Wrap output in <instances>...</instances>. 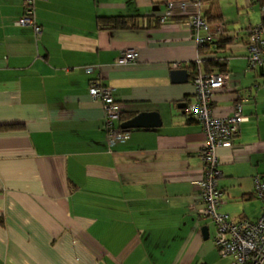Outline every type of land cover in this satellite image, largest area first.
Segmentation results:
<instances>
[{
  "label": "crops",
  "instance_id": "crops-1",
  "mask_svg": "<svg viewBox=\"0 0 264 264\" xmlns=\"http://www.w3.org/2000/svg\"><path fill=\"white\" fill-rule=\"evenodd\" d=\"M167 1L38 0L35 38L15 24L23 0H0V264L212 263L215 229L192 208L205 137L184 110L194 89L188 64L198 56L222 59L228 73L213 113L241 102L247 117L233 146L217 149L220 210L260 215L253 191L254 176L264 179V67L247 68L252 25L229 30L203 4L226 31L199 50L184 19L157 22ZM115 15L139 16V27L98 29L97 16ZM129 48L136 60L118 64ZM175 63L187 82L170 80ZM88 65L99 71L86 73ZM93 78L121 103L118 126L143 111L157 112L160 125L130 129L109 147L102 104L88 94Z\"/></svg>",
  "mask_w": 264,
  "mask_h": 264
},
{
  "label": "built area",
  "instance_id": "built-area-1",
  "mask_svg": "<svg viewBox=\"0 0 264 264\" xmlns=\"http://www.w3.org/2000/svg\"><path fill=\"white\" fill-rule=\"evenodd\" d=\"M36 1L38 0H23L22 13L15 20V24L30 27L35 38H39L42 30L35 16ZM202 6L200 0H168L158 14L157 20L160 24H165L175 18H182L191 29L197 46L209 44L213 34H223L225 27L222 23H216L212 27L203 16ZM261 7L264 12V5L261 4ZM245 47L247 68L256 70L264 67V25L257 24L248 28ZM135 60L136 50L133 48L123 50L116 58L118 64ZM194 61L198 65L201 58L198 56ZM179 66L178 63L174 64L175 68ZM83 68L86 73L99 71L98 65ZM227 81L226 71L206 73L197 68L192 72L191 82L194 89L184 110L201 125L205 137L204 143L198 149L201 174L194 182L198 205H192V208L214 226L213 242L220 258L229 259L230 264H264V179L254 176L253 194L262 203V211L257 219L250 220L245 217L233 219L220 210L224 203V191L218 185L221 171L218 167L217 149L232 147L240 123L247 119L242 113L241 102L235 103L231 114L213 113L211 108L213 95ZM88 94L102 104L103 126L108 146L112 147L117 142L126 141L129 138V131L121 129L116 124L120 120L123 108L114 96L113 88L93 78L88 86Z\"/></svg>",
  "mask_w": 264,
  "mask_h": 264
},
{
  "label": "rangeland",
  "instance_id": "rangeland-1",
  "mask_svg": "<svg viewBox=\"0 0 264 264\" xmlns=\"http://www.w3.org/2000/svg\"><path fill=\"white\" fill-rule=\"evenodd\" d=\"M261 0L247 3V0H211L210 5L215 11L219 12L225 20V26L229 30L244 29L251 24H258L261 20ZM264 5V2L262 3ZM208 221V220H207ZM206 223H210L209 221ZM210 231L214 233V227L209 224ZM211 264H226L228 260L222 259L216 251L210 255Z\"/></svg>",
  "mask_w": 264,
  "mask_h": 264
},
{
  "label": "trees",
  "instance_id": "trees-1",
  "mask_svg": "<svg viewBox=\"0 0 264 264\" xmlns=\"http://www.w3.org/2000/svg\"><path fill=\"white\" fill-rule=\"evenodd\" d=\"M202 4H210L211 0H200ZM264 0H262V3ZM203 16L206 17L208 22L213 23H222V16L220 14H213L208 8H204ZM139 16L135 15H115V16H97L96 25L98 29H133L139 27ZM158 22V20H157ZM260 24L264 25V14L261 17ZM226 31V29H225ZM225 34V33H223ZM222 35V34H220ZM203 45L198 46V49L201 50ZM190 69V79H192L193 70L199 68L201 71L210 73L214 71H226L225 64L220 58H201L200 63L197 65L195 61H192L188 64ZM123 114V112H122ZM122 114L120 119L122 118ZM133 113H130L129 116H132ZM3 125L0 126L2 128Z\"/></svg>",
  "mask_w": 264,
  "mask_h": 264
},
{
  "label": "water",
  "instance_id": "water-1",
  "mask_svg": "<svg viewBox=\"0 0 264 264\" xmlns=\"http://www.w3.org/2000/svg\"><path fill=\"white\" fill-rule=\"evenodd\" d=\"M189 73L185 68H175L170 71V80L174 83L187 82ZM161 120L155 111L139 112L131 118L124 120L120 123L119 127L123 130H130L133 128L154 127L160 125ZM201 234L204 239L208 238V227L202 225L200 228Z\"/></svg>",
  "mask_w": 264,
  "mask_h": 264
}]
</instances>
